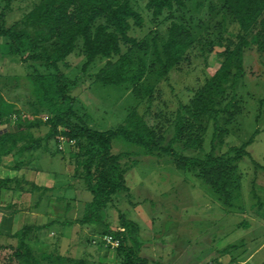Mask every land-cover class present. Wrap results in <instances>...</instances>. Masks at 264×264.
<instances>
[{
	"label": "trees",
	"instance_id": "trees-1",
	"mask_svg": "<svg viewBox=\"0 0 264 264\" xmlns=\"http://www.w3.org/2000/svg\"><path fill=\"white\" fill-rule=\"evenodd\" d=\"M134 0H41L40 4L22 20L7 26L6 18L13 12L16 0H0V39L4 41L3 56L18 58L29 70L32 84L31 102L28 104L36 115L49 116L44 122L23 119V110L12 98L7 101L3 91L11 92L9 80L0 79V121L9 125L0 131V165L5 157L27 151H37L52 141L57 151L69 148L74 165V176L81 180L92 201L87 203L79 223L92 227L96 236L112 235L121 243L117 249L118 264H149L141 256L144 246L140 227L128 220L119 210L120 228L113 232L106 217L110 207H116L118 193L131 196L127 186V170L123 161L132 157H168L176 169L195 172L228 208L234 207L237 174L240 163L251 158L248 147L254 137L240 147H231L218 155L214 148L201 158L179 153L176 146L186 150H202L206 133V120L214 122L215 135L224 138L228 129L218 123L224 117L230 126L241 114L237 88L245 77L244 54L251 45L264 53V0H222L228 23L237 26V33L218 42L225 50L219 54L220 68L205 81L188 105H182L175 119L173 139L168 144L160 131L148 125L135 113L117 129L98 131L91 128L77 113V99L71 96V81L61 71L60 65L72 56L79 43L90 68L98 59L107 60L96 76V83L104 87L131 86L136 97L151 96L154 88L143 82L149 73H156L159 80L169 81L171 71L185 59L193 47L195 38L185 23L171 22L167 39L154 49V60L149 64L142 57L134 60L136 52L144 46L130 36L134 26L142 27L144 18L134 8ZM146 1V9L152 19L158 21L166 12L173 14L186 6V0H140ZM235 38V39H233ZM124 48L127 50L125 52ZM19 82L18 78H15ZM18 84V83H17ZM11 100V98H10ZM16 121L12 124V118ZM48 131L37 138L41 127ZM259 133V132H258ZM257 133V134H258ZM63 135L73 146L59 150L57 137ZM115 141L136 147L138 152L113 153ZM254 162V160H253ZM136 163V162H135ZM264 170V165L256 164ZM15 180L0 179V202L2 192L10 189ZM33 188L41 189L34 185ZM46 226L27 225L11 239L14 264H90L85 258L63 256L60 253H38L31 242ZM97 264V263H92Z\"/></svg>",
	"mask_w": 264,
	"mask_h": 264
},
{
	"label": "rangeland",
	"instance_id": "rangeland-1",
	"mask_svg": "<svg viewBox=\"0 0 264 264\" xmlns=\"http://www.w3.org/2000/svg\"><path fill=\"white\" fill-rule=\"evenodd\" d=\"M40 2L16 0L13 12L6 18L7 26L22 20ZM146 4V1H133L134 8L144 18L143 26H134L130 32V36L144 46V51L135 53V61L138 57L148 64L154 60V49L160 48L167 39L172 20L185 23L195 38L184 61L171 71L169 81L159 80L154 72L146 76L143 84L154 88L151 96L138 98L131 86L97 84L96 76L107 60L98 59L85 69L81 43L60 68L71 81V96L77 99V113L82 118L87 116L85 120L91 128L98 131L117 129L135 113L160 131L168 144L173 139L175 119L181 106L188 105L196 91L220 68L219 54L225 48L219 47L218 42L233 37L238 29L228 23L222 0H186L183 9H176L173 14L166 12L158 21L152 19ZM4 50V41L0 39V58L3 57V64L10 67L2 74L11 86L8 97L16 98L23 110V119L39 121L42 115H36L28 106L32 90L29 70L18 58L12 60L3 56ZM126 50L124 48L123 52ZM244 69L246 75L237 88L241 114L228 127L223 116L218 119L219 126L228 129L229 134L224 138L216 137L214 122L206 120L202 150L176 146L179 153L201 158L213 148L221 155L255 138L248 147L251 158H245L239 166L233 208L224 206L195 172L176 169L168 157L143 156L123 161L131 196L118 193L117 206L110 207L106 217L113 232L120 228L119 210L128 220L138 224L144 243L141 256L149 264H209L211 261V264H264V170L255 165V162L264 165V53H260L256 45L245 50ZM40 130L48 131L43 126L37 134ZM50 146L54 163H61L65 153L57 151L55 142ZM121 152H138V149L115 141L113 153ZM90 238H84L81 254L73 253L74 257L85 258L90 264L119 263L117 250L93 245L94 237ZM14 242L0 238V264H14L10 248ZM32 248L38 253L46 250L38 245Z\"/></svg>",
	"mask_w": 264,
	"mask_h": 264
},
{
	"label": "crops",
	"instance_id": "crops-1",
	"mask_svg": "<svg viewBox=\"0 0 264 264\" xmlns=\"http://www.w3.org/2000/svg\"><path fill=\"white\" fill-rule=\"evenodd\" d=\"M3 61L1 57L0 79L10 68ZM2 93L7 101L13 100L6 96V91ZM17 106L21 108L19 103ZM45 134L40 130L36 137L42 138ZM52 142L48 146L43 143L37 151H27L3 159L0 179L15 180V183L2 192L0 238L11 239V236L27 225L46 226L38 232L31 246L44 247L46 250L41 253H60L74 257L73 253L81 254L84 238L96 236L92 227L79 223L86 204L92 201V195L84 183L74 176L75 168L69 150L63 152L62 165L60 162L54 163V153L50 146ZM34 185L41 189L33 188Z\"/></svg>",
	"mask_w": 264,
	"mask_h": 264
},
{
	"label": "built area",
	"instance_id": "built-area-1",
	"mask_svg": "<svg viewBox=\"0 0 264 264\" xmlns=\"http://www.w3.org/2000/svg\"><path fill=\"white\" fill-rule=\"evenodd\" d=\"M16 117L14 116L12 118V124L16 121ZM42 120L44 122H47L49 120V116H42ZM9 128V125L4 124V122L0 121V131H5ZM58 143H59V150L63 151L66 149L67 146H73L75 144V141L69 140L67 137L63 135H59L57 137ZM93 245H101L104 248L107 249H113L117 250L121 243L118 239L114 238L112 235H105V236H97L94 237L92 240Z\"/></svg>",
	"mask_w": 264,
	"mask_h": 264
}]
</instances>
